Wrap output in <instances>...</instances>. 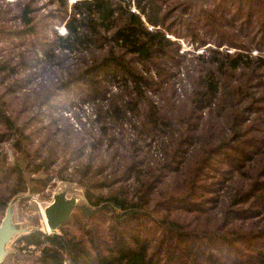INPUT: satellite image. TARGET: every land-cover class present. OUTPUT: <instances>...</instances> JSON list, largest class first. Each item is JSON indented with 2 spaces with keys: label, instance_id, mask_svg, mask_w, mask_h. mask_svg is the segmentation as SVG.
Wrapping results in <instances>:
<instances>
[{
  "label": "trees",
  "instance_id": "obj_1",
  "mask_svg": "<svg viewBox=\"0 0 264 264\" xmlns=\"http://www.w3.org/2000/svg\"><path fill=\"white\" fill-rule=\"evenodd\" d=\"M203 1L49 0V20L37 0L0 10V210L26 190L46 195L55 177L87 198L59 232L20 235L14 257L264 264V0H209L216 14L187 20ZM220 21L232 31L218 32ZM176 24L200 53L179 51ZM78 101L94 107L98 135L84 138L56 113ZM105 141L130 155L105 154Z\"/></svg>",
  "mask_w": 264,
  "mask_h": 264
},
{
  "label": "rangeland",
  "instance_id": "obj_2",
  "mask_svg": "<svg viewBox=\"0 0 264 264\" xmlns=\"http://www.w3.org/2000/svg\"><path fill=\"white\" fill-rule=\"evenodd\" d=\"M23 1H25V0H0V10L3 12L6 11L7 13L15 14L18 11L21 4L23 3ZM37 1L38 2H36V4L41 5V10L39 11V14H43L44 16H46L47 20H49L50 12H51V10L56 9L55 8L56 5L53 2L49 3V0H37ZM73 1L74 0H67L68 5L70 6V4ZM198 4H199L198 7L193 8L190 12H188V14H187L188 17L186 15L187 20L190 17V15L192 17H197L200 14V12H202L203 9H205L207 11H211L215 14L217 13L214 2H211L208 0V1L200 2ZM200 21H203V19H201ZM12 22L17 23L18 20L15 19ZM193 22L195 23V25L197 27L195 25H191V26L194 28L196 33L199 36H203L202 38H206V39L211 40L210 33H205L204 27L198 26V25H200L199 22H196V21H193ZM13 23H11V24H13ZM220 24L221 25H218L216 27L219 29V30L217 29L218 32H221V31H229L230 32V31H232V29L230 27H228L227 25H224L223 22L220 21ZM54 26L58 28L57 31L59 33L64 32L63 23H60V24L55 23ZM175 28L178 29L179 24H176ZM178 30H182V32H184V34L186 35V38L173 36V38L177 39V41L180 43V48H179L180 52L186 51L187 55H192L193 53L198 54L204 49V45H196L195 42H193L191 39L188 38L189 37L188 31L186 30L185 27H183L182 29L179 28ZM205 34H206V36H204ZM210 44L214 46V44H212V43H210ZM224 47H226V44L219 46V48H224ZM233 49H234L233 47L228 48V50H230V51H232ZM257 50L258 49L256 47H254L253 53H257ZM191 51H193V52H191ZM36 85H37V83L33 82L31 84H28V87L23 88V90L25 93H28L31 96L32 89ZM112 88L115 89L114 86ZM25 93L22 96L20 91H16L14 95H15V97L20 95V96H22V98H24ZM15 101H18V99L15 98ZM56 113H61L64 117H66L67 122L69 123L70 127H72L73 131L79 132L80 135H82L84 138H86L88 136L93 137L95 135H98L100 127H99V124L97 122V114H96L94 107H92V105L89 104L88 102L83 103L81 101H78L76 104L73 103V105H71L70 108H65V109L57 108ZM46 120L47 119H45V121ZM67 134L70 135L71 132L67 131ZM133 135H134V132L131 129L130 125L128 124V127L125 130L124 136L126 139L129 138L130 140H132V138H130V137H132ZM82 140L84 141V139H82ZM115 147L117 148V150L121 154H124V155L129 154L130 155L128 145H122V144H118L116 142L108 144L107 141H105L104 146L101 149L104 150L105 154H107L109 152L110 155H112V153H114L116 150ZM152 148L154 149V152H153L154 156L155 157L159 156V154L157 152V149H158L157 146L153 145ZM3 153L6 154V157H7L6 161L7 162H9V163L15 162L16 157H14L15 155H14L12 149L9 147V143H3L1 154L3 155ZM20 163H22L24 165V160H21ZM67 170L70 172L74 170L73 160L70 161ZM25 174H26V172H25ZM64 186H68L70 188V191H68V195H72L73 193H77V194L81 195L80 196L81 198L79 199L77 204L87 203V198L85 197V187L83 185H80L78 182H76L74 180H64V179L55 177L51 180V184L46 187L45 192H44L46 195H43L39 192L33 193V192H30L29 190H26V191H23V192H20V193L13 195L9 199V201L11 199H14V202H13V206H14L13 219H14V221L19 223L20 225L31 227L34 230L39 229V230H43V231L48 232V228L45 224L44 217L42 214V203L50 201L52 199L53 192L55 190L63 188ZM8 202H7V204H8ZM4 213H5L4 210H0V221L4 216ZM19 237H20V234H16L15 237L13 238V240L8 243L9 253L4 257L6 259V264H28V262H29V261H26V262L20 261L17 257L13 256V252L19 250L18 244H22L21 242L18 241ZM25 252L26 251L24 250L23 254H25Z\"/></svg>",
  "mask_w": 264,
  "mask_h": 264
},
{
  "label": "water",
  "instance_id": "obj_3",
  "mask_svg": "<svg viewBox=\"0 0 264 264\" xmlns=\"http://www.w3.org/2000/svg\"><path fill=\"white\" fill-rule=\"evenodd\" d=\"M70 188L64 186L55 190L52 199L42 203V214L48 232H59V227L67 221L73 211V208L81 198L79 194L68 195ZM14 199H11L6 208L3 218L0 221V263L9 253L8 243L13 240L16 234H25L34 229L28 226L20 225L13 219Z\"/></svg>",
  "mask_w": 264,
  "mask_h": 264
}]
</instances>
